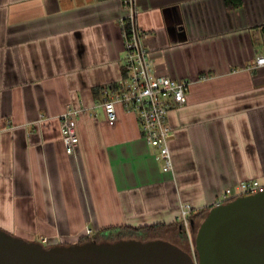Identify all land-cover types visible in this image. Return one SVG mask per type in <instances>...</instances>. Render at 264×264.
Instances as JSON below:
<instances>
[{
    "label": "crops",
    "instance_id": "crops-1",
    "mask_svg": "<svg viewBox=\"0 0 264 264\" xmlns=\"http://www.w3.org/2000/svg\"><path fill=\"white\" fill-rule=\"evenodd\" d=\"M122 0H0V229L78 243L112 226L179 223L242 181L264 183V0H138L155 75L189 83L168 112L172 170L104 96L126 77ZM78 111L67 155L60 116ZM90 230V236L86 231Z\"/></svg>",
    "mask_w": 264,
    "mask_h": 264
},
{
    "label": "water",
    "instance_id": "water-1",
    "mask_svg": "<svg viewBox=\"0 0 264 264\" xmlns=\"http://www.w3.org/2000/svg\"><path fill=\"white\" fill-rule=\"evenodd\" d=\"M194 249L197 261L163 239L46 247L0 229V264H264V192L211 207L197 228Z\"/></svg>",
    "mask_w": 264,
    "mask_h": 264
},
{
    "label": "built area",
    "instance_id": "built-area-1",
    "mask_svg": "<svg viewBox=\"0 0 264 264\" xmlns=\"http://www.w3.org/2000/svg\"><path fill=\"white\" fill-rule=\"evenodd\" d=\"M138 0H122L127 15L120 20L125 50L126 77L119 87L104 96L103 109L106 118L114 121L117 117L116 106L133 113L137 119L141 136L146 143L157 149L156 158L163 164L164 171H171L172 158L169 141L173 130L168 121L169 110L184 105L189 83L167 76L154 74L148 53L142 45V32L136 23ZM264 65V56L256 57V66ZM78 111L67 109L60 116V133L67 155H74L78 147L76 121ZM264 192V183L259 180L240 182L235 189L225 190L222 199L215 205L228 203L238 197L256 195ZM214 205V206H215ZM190 207L181 206L180 223L187 237L191 229ZM87 230L86 235L90 236ZM47 243V239L42 240Z\"/></svg>",
    "mask_w": 264,
    "mask_h": 264
},
{
    "label": "trees",
    "instance_id": "trees-1",
    "mask_svg": "<svg viewBox=\"0 0 264 264\" xmlns=\"http://www.w3.org/2000/svg\"><path fill=\"white\" fill-rule=\"evenodd\" d=\"M228 8H236L240 5V0H225ZM209 209L201 210L196 213L190 214V221H191V229L195 228L197 222L200 220L202 221L204 217L206 216ZM181 223H176L172 225H165V224H153L148 226H142V227H130V226H112L105 229L100 230L95 237L98 239H93L89 237H81L78 240V243H84L90 240L96 241V242H114L115 240L120 239H138L142 240L145 239L150 233H155L159 230H168V231H174L176 233V237L179 240L187 241L186 234L184 229L181 227ZM59 245H68V244H59ZM176 245L179 246L177 243ZM180 247V246H179Z\"/></svg>",
    "mask_w": 264,
    "mask_h": 264
},
{
    "label": "rangeland",
    "instance_id": "rangeland-1",
    "mask_svg": "<svg viewBox=\"0 0 264 264\" xmlns=\"http://www.w3.org/2000/svg\"><path fill=\"white\" fill-rule=\"evenodd\" d=\"M180 215H181V210H180ZM180 222L181 221L179 220V223ZM201 222H202L201 220L199 222H197V224L195 225L196 227L193 228V230L189 229L190 237L186 238L187 241L179 240L176 237V233L173 230L172 231L159 230V231H157L155 233H150L145 239H143V241L154 240V239H163V240L169 241V242H171V243H173L175 245L178 243L180 248H182L183 250H185V251L189 252L190 254H192L194 256L195 260L197 261V256H196V252H195V249H194V239H195V234H196L197 228H198V226L200 225ZM10 234H12V233H10ZM12 235H14V234H12ZM14 236H16V235H14ZM95 236L96 235H93L92 238L93 239H98ZM186 236H187V234H186ZM36 240H37V242L42 243L46 247H49V246H52V245H57V244H51V243H43L40 238H37ZM115 241H117V240H115Z\"/></svg>",
    "mask_w": 264,
    "mask_h": 264
}]
</instances>
